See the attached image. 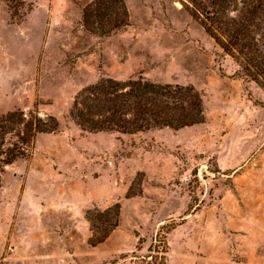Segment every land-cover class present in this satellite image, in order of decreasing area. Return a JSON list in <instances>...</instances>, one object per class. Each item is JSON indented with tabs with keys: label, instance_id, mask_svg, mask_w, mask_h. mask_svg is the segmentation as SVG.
Instances as JSON below:
<instances>
[{
	"label": "rangeland",
	"instance_id": "rangeland-1",
	"mask_svg": "<svg viewBox=\"0 0 264 264\" xmlns=\"http://www.w3.org/2000/svg\"><path fill=\"white\" fill-rule=\"evenodd\" d=\"M92 1L26 0L16 20L0 0V113L59 121L0 175V264H158L157 233L165 264H264V91L180 0H123L128 25L108 35L85 23ZM138 75L194 85L204 122L123 134L69 115L83 86ZM115 202L91 246L86 209Z\"/></svg>",
	"mask_w": 264,
	"mask_h": 264
},
{
	"label": "trees",
	"instance_id": "trees-1",
	"mask_svg": "<svg viewBox=\"0 0 264 264\" xmlns=\"http://www.w3.org/2000/svg\"><path fill=\"white\" fill-rule=\"evenodd\" d=\"M3 1L16 20L28 9L26 0ZM180 2L193 18L200 20L222 51L238 63L240 75L253 80L264 91V0ZM83 17L86 25L100 27L104 35L127 26L129 21L123 0H93ZM203 109L202 94L194 85L156 82L138 75L126 80L101 78L83 86L73 97L69 115L85 131L129 134L162 127L177 130L202 123ZM58 127L57 117L42 115L35 104L29 109L0 113V175L7 165L32 154L40 133L56 132ZM119 215V202L103 210L97 206L87 208L84 216L92 231L88 243H102L118 226ZM172 228L173 224L169 230ZM148 250L160 253L151 257L159 258L158 264H165V237L157 233Z\"/></svg>",
	"mask_w": 264,
	"mask_h": 264
},
{
	"label": "crops",
	"instance_id": "crops-1",
	"mask_svg": "<svg viewBox=\"0 0 264 264\" xmlns=\"http://www.w3.org/2000/svg\"><path fill=\"white\" fill-rule=\"evenodd\" d=\"M87 206H88V204L84 205V207H87Z\"/></svg>",
	"mask_w": 264,
	"mask_h": 264
}]
</instances>
